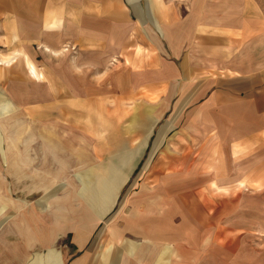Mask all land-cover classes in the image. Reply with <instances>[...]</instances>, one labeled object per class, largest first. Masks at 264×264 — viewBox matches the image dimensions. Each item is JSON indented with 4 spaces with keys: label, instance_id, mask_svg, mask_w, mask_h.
<instances>
[{
    "label": "rangeland",
    "instance_id": "obj_1",
    "mask_svg": "<svg viewBox=\"0 0 264 264\" xmlns=\"http://www.w3.org/2000/svg\"><path fill=\"white\" fill-rule=\"evenodd\" d=\"M241 1L245 6V0L214 2L225 11V7H241ZM202 2L207 5L204 8L208 7V0ZM249 2L250 6L258 5L264 17V0ZM129 3H136L142 10ZM146 4V0L122 1L128 14L122 16V25L133 23L131 30L137 25L130 33L132 39L140 30L144 32L141 28H145V24L141 21L148 20L146 24H151V14L144 12L148 11ZM150 6L152 11H162L163 0H153ZM111 42L106 33L105 43ZM10 44V40L0 34V203L3 204L0 206V264L21 263L18 257L23 250L16 234L18 201L35 200L38 205H44L64 199L73 206L74 212L85 207L83 209L96 215L94 206L102 203L96 196L104 197L106 203L114 191L100 185L102 178L107 184L117 180L119 186L111 195L114 199L101 218V225L130 210H146V201L153 212L162 210L175 218L188 217L189 206L196 200V262L264 264V142H235L231 128L216 127L218 159L196 160V174L194 160L171 157L184 151L195 154L205 147L196 144V96L187 98L181 94L186 86L192 92L196 79L163 83L138 81L139 63L128 53L135 50L138 54L146 51L152 55V51L134 45L129 48V44L121 46L119 53L106 47L101 63L72 64L73 78L69 72L67 79L66 68L71 65L66 61L80 60V49L60 47L57 53L48 48L51 53L39 43L28 48H14ZM12 56L15 57L10 62H5V58ZM90 58L100 60L95 55ZM28 60L35 64L42 75L40 78L35 79L30 74ZM54 73L56 79L50 84L48 77ZM53 83L58 92L66 93L56 97L48 95L49 89L53 91ZM80 91L83 94H79ZM187 99L191 100L185 103ZM143 112L156 118L148 134L137 121ZM163 125L168 127L163 128L158 138ZM18 136L39 142L49 136L56 139L57 155L49 164L51 171L56 169V175L31 174L33 169L40 168L38 171L44 172L48 167L42 158L43 144H35L39 150H35L32 160L25 156L26 176L17 184L11 165H7L11 161L5 159L2 152L7 138ZM138 146L136 157L129 158L130 152ZM208 163L210 167L206 166ZM179 168L185 169L180 173L186 172V176H178ZM32 178H49L47 190H22L31 184L25 180ZM198 183L202 187L209 184L210 188L181 191L192 185L198 188ZM177 187L179 192L175 191ZM181 199L185 200L183 208L176 202ZM162 203L170 207H160ZM34 251L31 249L26 255ZM37 258L38 262L45 261L43 254H38Z\"/></svg>",
    "mask_w": 264,
    "mask_h": 264
},
{
    "label": "crops",
    "instance_id": "obj_2",
    "mask_svg": "<svg viewBox=\"0 0 264 264\" xmlns=\"http://www.w3.org/2000/svg\"><path fill=\"white\" fill-rule=\"evenodd\" d=\"M122 1L125 0H0V34L10 40V46L14 48H28L39 43L55 52L67 46L71 50L72 47L80 49V60L70 61L68 58L66 61L71 65L66 68L67 79L69 72L73 78L72 64L101 63L106 47L119 53L121 46L128 44L129 48L134 45L152 51V55L146 51L138 54L135 50L128 53L139 63L138 81L163 83L196 79V88L191 92L186 86L181 94L187 98L196 96V144L205 147L204 150L200 148L202 151L196 150L195 154L184 151L171 156L176 160H194L195 174L196 160L211 162L218 159L216 127L231 128L235 142L263 143L264 17L259 13L261 8L256 4L250 6L249 0H245V6L241 1V7H225V11L215 5L217 2L214 1L218 0H208L205 8L203 0H168L169 3L163 0L162 11H152L150 4L153 0H146L148 11L144 12L151 14V24H146L148 20L141 21L145 24L141 29L147 35L140 30L132 39L130 33L137 29V25L132 30L133 23L129 27L122 25V16L128 15ZM129 5L142 10L136 3ZM106 33L111 44L105 43ZM254 36L256 38H251ZM93 55L100 60L88 59ZM13 57L4 60L10 62ZM28 64L30 74L35 79L40 78L42 75L35 64L31 61ZM55 73L48 77L50 84L56 79ZM53 84V91L49 89L48 95L56 97L66 93L58 92ZM155 120L148 112L141 113L137 119L147 134ZM165 127L168 125L159 129L158 138ZM7 139L2 153L11 161L7 165H11L10 171L17 177L18 185L21 177L26 176L25 156L32 160L35 150H39L35 144H43L42 158L48 167L44 172L38 171L40 168L33 169L31 174L56 175V169L51 171L49 168L57 155L55 138L49 136L40 142L20 136ZM139 146L129 153V158L136 157ZM206 166L210 167L211 163ZM184 170L177 169L178 176H186V172L180 173ZM100 180L101 186L106 185L113 192L118 189L117 180L110 184L104 178ZM25 181L31 183L22 189L26 191H46L49 186V178ZM208 185L205 183L204 187L200 186L202 188L192 185L181 191H202L210 188ZM175 191L179 192V188ZM111 195L106 203L104 197L96 196L102 202L100 206H94L97 216L89 209H83L85 207L74 212L73 206L64 199L44 205H38L35 200L18 201L16 234L23 250L18 257L20 264H200L196 262V200L189 206L188 217L175 218L162 210L153 212L146 201V210H130L101 225V218L113 202ZM184 201L176 202L183 208ZM168 205L162 203L160 207L167 208ZM0 206H3L2 202ZM31 249L42 251L36 250L27 256ZM51 252L55 259L48 261ZM38 254H43L45 261L38 262Z\"/></svg>",
    "mask_w": 264,
    "mask_h": 264
},
{
    "label": "bare ground",
    "instance_id": "obj_3",
    "mask_svg": "<svg viewBox=\"0 0 264 264\" xmlns=\"http://www.w3.org/2000/svg\"><path fill=\"white\" fill-rule=\"evenodd\" d=\"M48 260L50 261V260H54L55 258H54V254H53V252H51L50 254H48Z\"/></svg>",
    "mask_w": 264,
    "mask_h": 264
}]
</instances>
